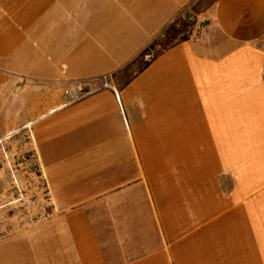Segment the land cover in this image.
Returning <instances> with one entry per match:
<instances>
[{
	"label": "crops",
	"instance_id": "0c3cea01",
	"mask_svg": "<svg viewBox=\"0 0 264 264\" xmlns=\"http://www.w3.org/2000/svg\"><path fill=\"white\" fill-rule=\"evenodd\" d=\"M24 126L54 216L0 264H264V0H0V139Z\"/></svg>",
	"mask_w": 264,
	"mask_h": 264
},
{
	"label": "built area",
	"instance_id": "2783aa9c",
	"mask_svg": "<svg viewBox=\"0 0 264 264\" xmlns=\"http://www.w3.org/2000/svg\"><path fill=\"white\" fill-rule=\"evenodd\" d=\"M192 9L193 6L190 10ZM191 11H184L180 19L205 23L202 18L196 21ZM106 78L72 83L63 92L66 102L72 103L90 93L108 88ZM0 171L7 174L9 179V190L5 192L9 200L8 206L20 209L11 211L13 213L6 217L0 211V241L28 224L46 221L54 216L50 185L30 126H24L0 139Z\"/></svg>",
	"mask_w": 264,
	"mask_h": 264
},
{
	"label": "rangeland",
	"instance_id": "374dc122",
	"mask_svg": "<svg viewBox=\"0 0 264 264\" xmlns=\"http://www.w3.org/2000/svg\"><path fill=\"white\" fill-rule=\"evenodd\" d=\"M196 4L194 6V9L196 10ZM194 17L196 19V21L199 20V17H197L196 14H194ZM187 24H194L197 22H185ZM0 182H2V188H0V211H3V216L6 217L7 215H11L13 212L11 211H19L20 209L14 208L12 209L11 207L8 206L9 200L8 197L6 196L5 192H7L9 190V179L7 174H3L2 176H0ZM10 211V212H9Z\"/></svg>",
	"mask_w": 264,
	"mask_h": 264
}]
</instances>
